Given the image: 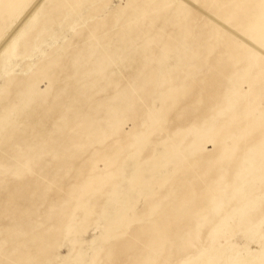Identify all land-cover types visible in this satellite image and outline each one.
<instances>
[{"label":"rangeland","instance_id":"374dc122","mask_svg":"<svg viewBox=\"0 0 264 264\" xmlns=\"http://www.w3.org/2000/svg\"><path fill=\"white\" fill-rule=\"evenodd\" d=\"M0 264H264V0H0Z\"/></svg>","mask_w":264,"mask_h":264}]
</instances>
